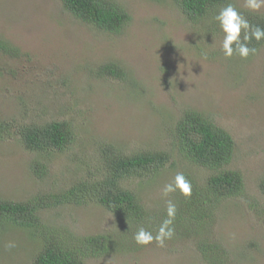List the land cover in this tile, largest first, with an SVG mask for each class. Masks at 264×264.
<instances>
[{"label": "rangeland", "instance_id": "rangeland-1", "mask_svg": "<svg viewBox=\"0 0 264 264\" xmlns=\"http://www.w3.org/2000/svg\"><path fill=\"white\" fill-rule=\"evenodd\" d=\"M113 1L130 16L117 33L74 18L60 0H0V43L6 45L0 50V120L10 126L12 121L41 125L64 120L74 137L68 150L45 158L24 148L17 127L6 129L0 137V199L26 202L83 178L94 165L89 161L81 170L75 160L93 157L94 143L114 142L125 153L150 146L172 150L173 139L160 129L159 118L169 125L182 111L192 110L231 137L234 154L222 170L240 174V195L213 206L199 229L180 233L174 228L164 247L137 245L133 235L143 225L136 226L126 247L84 264H264V194L259 187L264 180V41L246 60L237 55L226 59L214 19L229 3L244 17L264 18V7L252 12L245 0H227L192 24L172 0ZM106 62L117 64L125 79L98 78L95 72ZM173 159V166L154 176L123 183L155 220L166 217L160 191L177 172L187 174L201 192L215 174L182 156ZM36 160L48 164L42 179L31 170ZM179 197L177 192L169 198L183 212ZM38 213L43 225L63 238L128 234L99 207L71 205ZM159 225L152 220L143 227L155 235ZM204 238L216 245L215 260L200 249ZM9 242L15 247L7 248ZM37 247L29 233L0 227V264H29Z\"/></svg>", "mask_w": 264, "mask_h": 264}, {"label": "trees", "instance_id": "trees-1", "mask_svg": "<svg viewBox=\"0 0 264 264\" xmlns=\"http://www.w3.org/2000/svg\"><path fill=\"white\" fill-rule=\"evenodd\" d=\"M62 7L74 18L91 25L96 30L117 33L130 21L125 8L113 0H60ZM179 13L190 23L201 21L215 8L226 4L227 0H172ZM251 25L264 28V18L256 15H245ZM263 41H251L249 47L258 48ZM6 45L0 43L1 48ZM98 78L111 77L125 79L124 71L113 62H106L95 72ZM164 118V117H163ZM160 129L172 138V150L168 147L150 146L142 151L125 153L119 144L95 143L92 146L95 154L87 159L75 160L82 169L94 165V171L83 178L75 179L66 188L55 191L45 190L31 196L26 202H13L0 199V227L18 228L29 233L37 243L29 264H84L87 258H98L109 255L115 247L123 249L131 241V230L136 226L147 227L152 220L161 224L165 215L155 220L156 215H147L136 196L123 185L130 178H149L165 166H173V156H182L191 166L204 167L215 171L206 180L207 189L199 191L192 179L185 177L191 183V196L180 195L179 203L183 212H177L173 227L178 232L204 225L209 218L210 210L221 200L240 195L242 178L234 171L222 170L231 162L234 154V144L231 137L222 129L212 125L203 115L192 110H184L179 118L163 124ZM166 119V118H165ZM167 120V119H166ZM1 121V120H0ZM168 121V120H167ZM12 127L20 143L30 152L41 157H49L53 152L62 153L74 143L70 125L64 120H51L40 124L28 123L11 126L2 120L0 122V137ZM87 160V161H86ZM91 163H90V162ZM48 164L34 161L32 172L38 179L47 173ZM152 176V177H153ZM151 177V178H152ZM264 194V180L259 184ZM94 206L103 209L117 219V222L128 229L127 236L122 233L114 235L98 233L79 238H63L50 226L43 225L38 212L42 209L57 210L65 206ZM184 217H188L189 221ZM187 222V226L184 224ZM188 233V232H185ZM184 236L183 234H181ZM203 239L200 249L204 255L209 254L215 260V244H208ZM109 252V253H108Z\"/></svg>", "mask_w": 264, "mask_h": 264}, {"label": "clouds", "instance_id": "clouds-1", "mask_svg": "<svg viewBox=\"0 0 264 264\" xmlns=\"http://www.w3.org/2000/svg\"><path fill=\"white\" fill-rule=\"evenodd\" d=\"M245 7L252 12H257L264 7V0H245ZM214 19L223 34L220 50L226 59L237 55L242 60H246L257 51L255 47H249L250 42L264 41V28L251 25L231 3L220 9ZM177 192L184 198L191 196V183L182 172H177L160 191L161 199L165 201L166 218L157 228L155 235L143 226L139 227L133 235L137 245L147 246L155 242L157 246L164 247L165 241L173 238V222L176 218L177 205L169 197L170 194ZM6 247L13 248L15 244L9 242Z\"/></svg>", "mask_w": 264, "mask_h": 264}]
</instances>
